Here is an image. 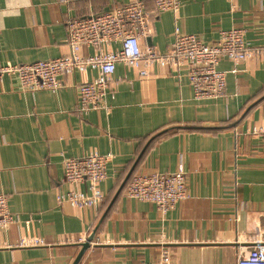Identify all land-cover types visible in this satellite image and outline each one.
I'll list each match as a JSON object with an SVG mask.
<instances>
[{
  "label": "crops",
  "instance_id": "1",
  "mask_svg": "<svg viewBox=\"0 0 264 264\" xmlns=\"http://www.w3.org/2000/svg\"><path fill=\"white\" fill-rule=\"evenodd\" d=\"M130 1L0 0V59L59 58L68 50L69 19ZM147 9L155 12L151 0ZM234 27L245 29L249 46L264 47V0H182L178 13L153 19L142 45L166 53L177 29L211 44ZM219 70L227 73L225 96L198 101L186 70L154 65L141 78L119 63L107 108L88 112L79 110L77 85L97 71L62 77L56 91H25L16 77L0 78V194L15 217L0 231V264H74L94 233L79 264L151 263L164 250L173 264H237L264 244V135L253 132L264 128V59H224ZM93 151L111 156L101 185L105 205H61L58 194L71 188L64 160ZM180 165L189 197L171 211L129 198L126 185L120 191L133 169L173 173ZM31 237L46 244L18 246Z\"/></svg>",
  "mask_w": 264,
  "mask_h": 264
},
{
  "label": "built area",
  "instance_id": "2",
  "mask_svg": "<svg viewBox=\"0 0 264 264\" xmlns=\"http://www.w3.org/2000/svg\"><path fill=\"white\" fill-rule=\"evenodd\" d=\"M148 0H131L115 9L84 18L67 21V52L59 58L40 60L28 64L4 63L0 59V78L16 77L25 91H56L64 83L62 77L87 70L97 71V77L77 85L80 111L106 109L104 100L115 86L114 74L119 63L136 71L139 77L148 78L154 65L170 71L186 70L198 101L224 97L227 73L219 64L227 59L235 65L249 60L264 59V47H251L245 40V29L234 27L220 32L215 43H206L196 35L179 29L171 48L162 53L157 48H143L142 40L149 35L150 25L163 12L178 13L182 0H151L155 12L147 9ZM113 45H118L113 48ZM84 47L94 49V54H82ZM264 135V128H254ZM111 156L93 151L86 156L66 158L63 162L64 182L71 186L66 193H59L57 200L75 208L102 209L106 195L101 189L107 179ZM87 183L86 192L79 188ZM131 199L152 203L158 211L166 213L189 197L187 173L182 165L173 173H148L135 175L126 188ZM15 222L9 207V197L0 194V231ZM81 237L78 243L85 242ZM41 238H23L19 247L44 246ZM3 247L0 244V248ZM144 264H173L172 252L164 250L156 262ZM237 264H264V244L241 254Z\"/></svg>",
  "mask_w": 264,
  "mask_h": 264
},
{
  "label": "water",
  "instance_id": "3",
  "mask_svg": "<svg viewBox=\"0 0 264 264\" xmlns=\"http://www.w3.org/2000/svg\"><path fill=\"white\" fill-rule=\"evenodd\" d=\"M134 170V169H133ZM133 170L130 171V173L128 174V176L126 177L123 185L121 186V189L120 191L123 189V187L128 183L129 179L131 178L132 176V173H133ZM119 191V192H120ZM119 194V193H118ZM95 233L93 235L90 236L89 240L85 243L82 244V250L79 254V256L77 257L76 261L74 264H79V262L81 261L82 259V256L84 255V253L86 252V250L90 247V244H91V241L93 240V237H94Z\"/></svg>",
  "mask_w": 264,
  "mask_h": 264
},
{
  "label": "trees",
  "instance_id": "4",
  "mask_svg": "<svg viewBox=\"0 0 264 264\" xmlns=\"http://www.w3.org/2000/svg\"><path fill=\"white\" fill-rule=\"evenodd\" d=\"M135 175H137V174H133V175L131 176V178L129 179L128 183L131 181V179H132ZM128 183L126 184L125 189L127 188Z\"/></svg>",
  "mask_w": 264,
  "mask_h": 264
}]
</instances>
